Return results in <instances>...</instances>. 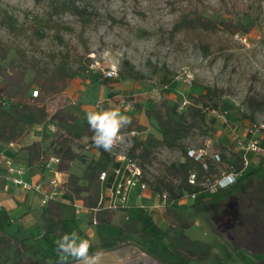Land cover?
<instances>
[{"label":"rangeland","instance_id":"1","mask_svg":"<svg viewBox=\"0 0 264 264\" xmlns=\"http://www.w3.org/2000/svg\"><path fill=\"white\" fill-rule=\"evenodd\" d=\"M79 3L91 14L92 23L82 29L79 15L67 11L57 17L72 30L62 29L61 37L50 33L39 38L32 30L15 35L0 24V39L12 47L8 58L0 60L2 63L7 64L17 56V47L25 49L29 58L41 66L52 63L54 56L58 61L67 54L76 68L77 56H86L85 70L69 81L62 94L42 105L45 112L52 114L72 102L88 111L116 109L138 117L147 131L128 135L126 143L108 151L114 158L128 153L130 144L147 133L160 135L156 121L146 113L153 104L167 101L185 112L193 97L206 88H215L219 90L215 100L218 107L214 108L212 102L204 104L208 116L216 119L210 133L186 139L183 149H160L153 163L145 166V176L151 179L163 172L164 165L183 162L188 148L201 147L211 139L214 149L224 154L223 163L215 164L218 172L234 168L236 156L242 155L248 159V171L262 170L261 178L252 182H264L261 161L264 152L245 149L252 136L248 129L253 126L259 128L255 135L264 141V0H80ZM49 8V0H0V15L8 10L25 24L30 23V15L44 14ZM188 12L253 25L249 32L232 36L220 31L201 40L188 31L174 34L176 21ZM202 43L207 44L206 50ZM111 69L118 71L116 77H106ZM130 70L132 77L127 75ZM33 77L30 70L28 79ZM37 89L35 86L30 92ZM251 98L263 102L256 111L249 103ZM53 125L47 122L42 130H33L34 134L52 140L57 130ZM27 133L30 130L24 135ZM86 144L91 145L90 149H85ZM77 147L89 156L100 151L92 137H85ZM262 225L259 214H241L233 230L234 239L229 241L237 257L264 251ZM250 226L256 231L250 232ZM199 228L194 226V230Z\"/></svg>","mask_w":264,"mask_h":264},{"label":"trees","instance_id":"2","mask_svg":"<svg viewBox=\"0 0 264 264\" xmlns=\"http://www.w3.org/2000/svg\"><path fill=\"white\" fill-rule=\"evenodd\" d=\"M40 2L41 0H36ZM80 0H49V10L44 14L36 13L30 15L29 24L19 21L8 10H3L0 15V24L6 26L8 30L21 35L32 30L34 35L39 38L52 33L61 37L62 29L72 30V27L64 24L57 16L67 12L74 11L79 15L82 29L92 23L91 14L87 8L79 3ZM252 23L243 21L225 20L220 18L208 17L201 13H183L176 21L173 33L188 31L198 39L203 36L215 35L220 31H225L229 35H235L240 32H249ZM206 50L207 44L202 43ZM12 47L0 39V60L8 58ZM16 57L9 60L7 64L0 62V146L8 145L22 138L27 130L34 125L53 122L57 126L50 146L45 148L41 141L33 142L25 147L28 166H34L42 161L49 159L51 155L60 158L57 164V170L68 173V180L62 185L63 189L72 196V198H82L85 205L95 206L101 192V182L99 175L102 171H110L117 167L118 163L108 151L100 148V156L90 157L82 148L77 145L84 137H92L87 122L86 114L89 112L79 104L72 102L65 103L57 108L52 114L44 111L43 104L51 98L62 94L70 80L76 78L86 68V56L79 54L76 58L77 67L74 68L69 60V55H62L57 61L55 56L53 62L41 66L38 61L29 58L25 49L15 48ZM32 70L34 77L28 79V73ZM132 77L133 70L127 72ZM38 87V95L33 96L30 90ZM219 97L218 89L206 88V91L193 97V101L187 107L185 112H180L178 107L162 101L160 104L146 110L147 116L157 123L159 136L153 133H147L142 139L136 140L129 151V155L139 159L143 168L147 164H152L155 159V153L163 148L183 149V142L195 135L205 136L213 129L215 118L208 116L204 104L212 102L214 108L218 107L215 101ZM252 110L256 111L263 102L251 98L249 101ZM256 104L258 106H256ZM131 124L124 130L126 134L131 132L142 133L146 131V126L141 123L136 116H128ZM264 143L262 142V146ZM51 149V150H49ZM222 155V159L224 154ZM185 160L179 164L164 165L163 172L154 176V187L157 191L168 193V199L174 201L181 198L185 193L195 195L198 200L206 201H224L230 195L246 190L252 179H259L262 176L260 168H253L247 173L240 175L235 184L221 188L213 194H203L205 188L201 184L204 177L218 172L216 165L209 162V169L206 170L203 164L190 157L187 151L184 152ZM80 161L85 164L81 175L71 171L72 163ZM245 167L244 158L237 155L235 158L234 170L241 172ZM196 170L199 173V181L196 184L189 182L191 171ZM168 218L172 222H177L184 229L191 227V222L187 217L168 209ZM62 207L49 201L44 212L46 234L59 233L64 237L62 231ZM176 242V244H175ZM174 243V244H173ZM15 244L14 264H46V258H33L26 255V246L24 242L17 241L8 236L5 231L0 230V247L10 249ZM175 250H182L190 254H198L201 259L208 257L211 245L202 242H192L187 236H182L181 240L170 243ZM181 245V246H180ZM179 247V248H178ZM163 264H171L164 261L156 254L152 253ZM56 260L53 264H57Z\"/></svg>","mask_w":264,"mask_h":264},{"label":"crops","instance_id":"3","mask_svg":"<svg viewBox=\"0 0 264 264\" xmlns=\"http://www.w3.org/2000/svg\"><path fill=\"white\" fill-rule=\"evenodd\" d=\"M48 123L54 126L53 122ZM45 124L47 122L34 125L29 129L30 133L12 146H0L6 155L15 156L17 159V166L22 173H15V176L32 183H41L43 186L42 192L26 190L15 183L0 166V230L5 231L9 237L24 242L28 257L46 258V264H53L59 260L56 242L62 240L64 243L74 242L76 245L87 241L88 254L98 256V259L90 261L89 264H163L152 253L171 264H263L264 251L248 252L237 257L229 241L234 239L233 230L243 212L249 215L259 214L264 230V182L251 180L248 189L232 194L224 201L198 200L189 193L170 201L166 191L155 189L154 176L151 179L146 176L148 188L131 189L124 204L110 209L108 188L125 176V163L114 158L118 166L108 171L109 176L105 182L100 181L101 192L96 205L87 206L82 198H72L63 189L62 185L68 180V173L58 171L57 164L46 167L42 161L28 166L25 151L27 145L41 141L45 148L50 146L51 140L44 135H35L33 131L42 130ZM130 145L131 149L132 144ZM99 156L100 151L90 157ZM261 161L264 162V156ZM84 168V163L75 161L71 171L81 175ZM118 168L121 170L116 173L115 169ZM247 168L244 167L242 174L248 172ZM143 169L145 173V168ZM54 179L58 182L53 183ZM205 194L210 196L212 193L204 191L197 196ZM45 195L50 196L49 201L52 200L62 207V231L64 236H68L67 241H63L59 233L46 234L44 212L49 201L43 202ZM168 209L186 216L192 224L191 227L184 229L177 222H172L167 216ZM194 226L200 228L194 230ZM254 231L256 229L250 226V232ZM184 235L192 242L210 244L212 247L208 257L201 259L198 254L173 249L170 243L181 240ZM15 249V244L10 249L0 247V264H14ZM65 264H77V260L68 256Z\"/></svg>","mask_w":264,"mask_h":264},{"label":"built area","instance_id":"4","mask_svg":"<svg viewBox=\"0 0 264 264\" xmlns=\"http://www.w3.org/2000/svg\"><path fill=\"white\" fill-rule=\"evenodd\" d=\"M118 75V71L115 69H111L106 73V77L112 78ZM33 96L38 95V90L32 92ZM264 127V126H263ZM259 128L253 126L251 129H248L249 133L252 134L251 138L246 143V150H251L256 153L264 152V147L262 146V141L258 139L255 135ZM134 134V132L125 134L124 139L120 144H118L115 148L122 146L127 142V136ZM14 142L9 145L12 146ZM91 145L86 144L85 149H90ZM244 148V147H243ZM187 153L190 157L195 160L201 162L206 170L209 169V162L220 165L223 163L222 155L220 152L216 151L213 147V143L211 139L206 140L205 144L201 147H190L187 149ZM116 155V154H115ZM116 160L123 161L124 164V172L125 176L119 181L115 182L110 188H108V192L110 195V204L108 208L116 209L119 208L120 205L124 204L128 198V193L131 189L135 187H139L144 190L148 188V182L146 181V176L144 173V169L139 163V159L135 157H131L128 153L117 154L114 157ZM245 167L248 165V159L246 156H243ZM60 162V158L56 155H51L49 159L44 161V165L46 167H51L53 164H58ZM0 166L5 169L11 179L22 186V188L34 192H42L43 186L41 183H32L30 181H26L25 179L15 176V173L21 174L22 170L17 166V159L15 156L6 155L3 150L0 148ZM120 168L115 169L116 173L120 172ZM242 175L241 172H237L233 168L230 170H220L215 174L207 175L204 177L201 184L205 188L206 192L216 193L221 188L228 187L236 183L237 178ZM109 176L108 171H102L99 175V179L101 182H105ZM189 182L191 184H196L199 181V173L196 170L191 171L189 175ZM53 183H57L58 181L54 179ZM166 197V194L164 195ZM195 196V195H194ZM50 199L49 195H45L44 203H47Z\"/></svg>","mask_w":264,"mask_h":264},{"label":"clouds","instance_id":"5","mask_svg":"<svg viewBox=\"0 0 264 264\" xmlns=\"http://www.w3.org/2000/svg\"><path fill=\"white\" fill-rule=\"evenodd\" d=\"M86 118L93 132L92 140L97 147L103 148L105 151H111L122 142L126 134L124 130L131 124L130 118L116 109L89 111ZM67 240L68 236L66 235L63 237V241ZM56 243V251L59 256L57 264H65L68 256L76 258L77 264H89L90 261L98 259V256L88 254L87 241H82L79 245L74 242L64 243L62 240H58Z\"/></svg>","mask_w":264,"mask_h":264}]
</instances>
